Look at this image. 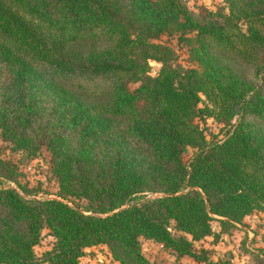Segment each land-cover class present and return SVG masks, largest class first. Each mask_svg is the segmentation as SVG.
<instances>
[{
	"label": "trees",
	"instance_id": "trees-1",
	"mask_svg": "<svg viewBox=\"0 0 264 264\" xmlns=\"http://www.w3.org/2000/svg\"><path fill=\"white\" fill-rule=\"evenodd\" d=\"M222 2L0 0V139L46 149L58 186L38 197L0 157V264H81L99 243L118 264H163L140 237L208 261L195 242L218 234L213 219L227 231L264 211V0Z\"/></svg>",
	"mask_w": 264,
	"mask_h": 264
},
{
	"label": "rangeland",
	"instance_id": "rangeland-1",
	"mask_svg": "<svg viewBox=\"0 0 264 264\" xmlns=\"http://www.w3.org/2000/svg\"><path fill=\"white\" fill-rule=\"evenodd\" d=\"M190 7L198 10L199 5L215 9L221 5L222 0H187ZM159 41L170 44L176 51V63L183 66L193 65L187 52V47L179 43L176 35L160 36ZM151 65L150 73L155 74L159 64L154 60H149ZM132 84L131 86H133ZM206 137L209 140L220 139L225 135L227 129L211 117L200 122ZM193 151L188 147L183 153V159L187 162ZM0 157L11 159L17 163L21 170L20 179L29 187L38 189L35 193L38 197L57 196V181L51 172L49 154L43 149L38 155L30 157L24 152L14 150L11 145L0 139ZM13 185V184H12ZM154 193H149L152 196ZM147 195V196H148ZM70 202V201H69ZM82 205L86 204L85 199H80ZM213 229L218 234L208 235L195 242L196 249L205 248V254L209 260H198L193 256L184 254L177 256L172 250L165 247L162 242L140 237L143 253L150 260H157L163 264H171L177 260L189 264H215L214 261H230L233 264H264V211L254 210L244 216L242 222L236 223L234 227L227 231L221 230V226L216 219L211 221ZM174 233H179L174 228L173 222L170 224ZM53 237L48 229L42 230L39 243L34 246L35 252L41 255L42 252L52 245ZM81 264H118L112 256L109 248L104 243H99L86 247L84 254L80 257ZM47 264V263H44Z\"/></svg>",
	"mask_w": 264,
	"mask_h": 264
},
{
	"label": "water",
	"instance_id": "water-1",
	"mask_svg": "<svg viewBox=\"0 0 264 264\" xmlns=\"http://www.w3.org/2000/svg\"><path fill=\"white\" fill-rule=\"evenodd\" d=\"M167 193H164V192H155L152 196H162V195H165ZM71 203V202H69Z\"/></svg>",
	"mask_w": 264,
	"mask_h": 264
}]
</instances>
